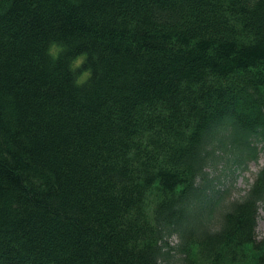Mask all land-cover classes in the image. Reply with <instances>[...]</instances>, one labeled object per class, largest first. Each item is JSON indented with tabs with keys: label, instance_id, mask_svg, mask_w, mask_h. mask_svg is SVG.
<instances>
[{
	"label": "trees",
	"instance_id": "trees-1",
	"mask_svg": "<svg viewBox=\"0 0 264 264\" xmlns=\"http://www.w3.org/2000/svg\"><path fill=\"white\" fill-rule=\"evenodd\" d=\"M258 142L264 0H0V264H264Z\"/></svg>",
	"mask_w": 264,
	"mask_h": 264
},
{
	"label": "rangeland",
	"instance_id": "rangeland-1",
	"mask_svg": "<svg viewBox=\"0 0 264 264\" xmlns=\"http://www.w3.org/2000/svg\"><path fill=\"white\" fill-rule=\"evenodd\" d=\"M52 51L55 48L52 47ZM81 57L75 61L76 65H79ZM258 146V147H257ZM257 149L262 147V143H257ZM223 158L229 157L228 154H221ZM264 164V156L261 150L257 152L256 157H247L240 166L229 165L225 163L224 159H218V162L208 169L209 176L215 178V183L218 184L219 189H227L224 194L226 200L238 199L248 190L257 171ZM206 223L207 218L210 219L209 215H205ZM256 235L257 238L264 237V200L259 204L258 217L256 224ZM177 241L176 236H172L169 240L170 244H174ZM170 264L173 263V259L170 260Z\"/></svg>",
	"mask_w": 264,
	"mask_h": 264
}]
</instances>
